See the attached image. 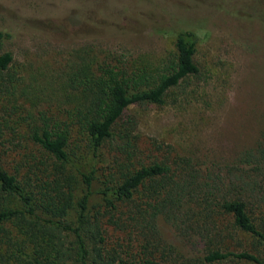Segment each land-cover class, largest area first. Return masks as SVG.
<instances>
[{
    "label": "trees",
    "instance_id": "1",
    "mask_svg": "<svg viewBox=\"0 0 264 264\" xmlns=\"http://www.w3.org/2000/svg\"><path fill=\"white\" fill-rule=\"evenodd\" d=\"M6 36L0 31V41ZM196 47V35L184 30L159 67L120 61L68 73V87L84 99L61 117L40 111L29 129L54 161L46 173L20 181L0 163V264H163L161 222L197 250V264H264V128L234 164L205 168L158 141L145 152L127 117L129 106L162 104L198 74ZM12 63L11 51L0 52L2 93L15 86ZM84 144L100 161L104 146L113 149L92 207L97 174L71 163ZM77 180L85 188L78 199ZM240 233L253 250L219 244Z\"/></svg>",
    "mask_w": 264,
    "mask_h": 264
},
{
    "label": "rangeland",
    "instance_id": "2",
    "mask_svg": "<svg viewBox=\"0 0 264 264\" xmlns=\"http://www.w3.org/2000/svg\"><path fill=\"white\" fill-rule=\"evenodd\" d=\"M184 30L197 37L198 74L170 90L162 104L129 106L127 117L145 152L158 141L205 168L234 164L264 128V0H0V31L7 34L0 52L13 54L15 84L0 92V163L20 181L44 175L54 161L29 129L40 111L61 117L84 99L68 87V73L120 61L159 67ZM84 147L74 149L71 163L97 174L92 207L100 202V174L113 149L104 146L100 161ZM84 189L77 180L76 199ZM159 227L163 264H197L195 248L165 222ZM221 243L255 248L242 233Z\"/></svg>",
    "mask_w": 264,
    "mask_h": 264
}]
</instances>
